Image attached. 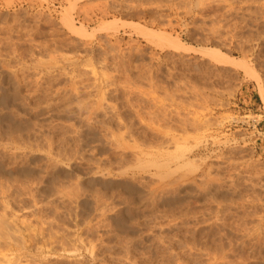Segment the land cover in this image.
Segmentation results:
<instances>
[{
    "label": "rangeland",
    "instance_id": "obj_1",
    "mask_svg": "<svg viewBox=\"0 0 264 264\" xmlns=\"http://www.w3.org/2000/svg\"><path fill=\"white\" fill-rule=\"evenodd\" d=\"M262 95L264 0H0V264H264Z\"/></svg>",
    "mask_w": 264,
    "mask_h": 264
},
{
    "label": "bare ground",
    "instance_id": "obj_2",
    "mask_svg": "<svg viewBox=\"0 0 264 264\" xmlns=\"http://www.w3.org/2000/svg\"><path fill=\"white\" fill-rule=\"evenodd\" d=\"M68 20H69V19H68ZM65 21H67V19H66ZM65 21H64V22H65ZM65 23H66V22H65ZM69 23H70V21H69ZM69 28H72V27L70 26ZM69 28H68V29H69ZM70 30H71V29H70ZM73 30H75V29L72 28V31H73ZM73 32H74V31H73ZM74 33H75V32H74ZM174 46H175V45H174ZM176 47H177V45H176ZM179 48H180V47H178V48H176V49H179ZM180 50H182V51H184V52L187 51V50H185L184 48H180ZM13 70H14V69H13ZM17 72H18V71H17ZM15 91H16V90H15ZM259 92H260V91H259ZM21 93H22V92H21ZM260 94H261V93H260ZM261 101H262V103L264 104V96H263V95L261 96ZM85 119H87V118H85ZM116 119H117V118H116ZM114 120H115V119H114ZM124 146H125V145H124ZM176 148H177V147H176ZM181 158H182V157H181ZM176 159H177V158H176ZM55 160H56V159H55ZM175 161H177V160H175ZM176 163H177V162H176ZM185 163H186V161H185ZM54 164H55V163H54ZM168 164H169V162H168ZM152 165H153V164H152ZM165 165H166V164H165ZM165 165H164V166H165ZM166 166H167V165H166ZM145 168H146V167H145ZM145 168H144V169H145ZM155 168H156V167H155ZM164 168H165V167H164ZM167 168H168V167H167ZM166 172H167V171H166ZM161 176H162V175H161ZM174 183H175V182H174ZM158 184H159V183H158ZM170 188H171V187H170ZM164 191H165V190H164ZM167 191H168V190H167ZM98 193H99V192H98ZM154 193H155V192H154ZM168 193H169V192H168ZM156 194H157V193H156ZM159 195H160V194H159ZM76 196H77V195H76ZM110 196H111V195H110ZM82 197H83V196H82ZM98 198H99V196H98ZM98 198L96 197V198H94V199L97 200ZM107 198H108V197H107ZM109 198H110V197H109ZM70 199H71V198H70ZM80 199H81V198H80ZM102 200H103V199H101V202H102ZM79 201H80V200H79ZM94 201H95V200H94ZM105 201H106V200H105ZM74 202H75V201H74ZM96 202H97V201H96ZM119 202H120V201H119ZM150 202H151V201H150ZM94 203H95V202H94ZM104 203H105V202H104ZM109 203H110V202H109ZM95 204L98 205L97 203H95ZM96 207H97V206H96ZM113 207H114V205H113ZM6 208H7V207H6ZM3 209H4V208H3ZM3 209H2V210H3ZM96 209H97V208H96ZM112 209H113V208H112ZM112 209H111V210H112ZM4 210H5V209H4ZM102 210H103V209H102ZM109 210H110V209H109ZM0 212H1V211H0ZM34 213H35V212H34ZM54 213H55V212H54ZM96 213H97V212H96ZM1 215H2V214H1ZM56 215H57V214H56ZM79 216H80V215H79ZM135 217H136V216H135ZM2 219H4V217H3ZM63 219H64V218H63ZM65 219H66V218H65ZM68 219H69V218H68ZM76 219H77V218H76ZM96 219H97V217H96ZM6 220H7V219H6ZM2 222H4V221L1 220L0 225L2 224ZM5 223H6V221H5ZM55 223H56V222H55ZM5 225H6V224L3 223V224L0 226V232H1L2 238H7V239L9 240V238H10V234H13V233H11L10 228H8V227H10V226H7L8 224H7L6 226H5ZM56 226H57V225H56ZM12 228H13V227H12ZM255 228H256V227H255ZM14 229H15V228H14ZM14 229H13V230H14ZM74 229H75V228H74ZM11 230H12V229H11ZM63 231H64V230H63ZM65 231H66V230H65ZM17 232H18V231H17ZM51 233H52V232H51ZM103 234H104V233H103ZM246 234H247V233H246ZM248 234H249V233H248ZM252 234H253V233H252ZM252 234H251V235H252ZM255 234H256V233H255ZM16 235H17V234H16ZM95 235H96V233H95ZM219 235H220V234H219ZM3 236H5V237H3ZM18 236H19V235H18ZM67 236H68V235H67ZM220 236H221V235H220ZM13 237H14V235H13ZM19 237H20V236H19ZM54 237H55V236H54ZM258 237H259V236H258ZM7 239H6V240H7ZM67 239H68V238H67ZM67 239H66V240H67ZM76 239H77V238H76ZM220 239H221V238H220ZM2 240H3V239H2ZM8 240H7V241H8ZM15 240H16V239H15ZM158 240H159V239H158ZM161 240H162V239H161ZM163 240H164V239H163ZM11 241H12V240H11ZM11 241H10V242H11ZM30 241H31V240H30ZM109 241H110V240H109ZM195 241H196V240H195ZM12 242H13V245H12V246H15L16 244L14 243V241H12ZM212 242H213V241H212ZM229 242H230V241H229ZM6 243H7V242H6ZM18 243H19V242H18ZM65 243H66V242H65ZM101 243H102V242H101ZM204 243H205V242H204ZM19 244H20V243H19ZM63 244H64V243H63ZM63 244H62V245H63ZM201 244H202V243H201ZM239 244H240V243H239ZM78 245H79V244H78ZM108 245H109V244H108ZM7 246H8V245H7ZM22 246H23V245H22ZM57 246H58V245H57ZM70 246H72V245H70ZM87 246H88V245H87ZM206 246H207V245H206ZM206 246H205V247H206ZM18 247H19V245H18ZM194 247H195V246H194ZM207 247H209V246H207ZM218 247H219V246H218ZM257 247H258V246H257ZM13 248H14V247H13ZM219 248H220V247H219ZM230 248H231V247H230ZM242 248H243V247H242ZM16 249H17V248H16ZM20 249H22V248H20ZM46 249H47V248H46ZM70 249H71V248H70ZM39 250H40V249H39ZM215 250H216V249H215ZM220 250H221V249H220ZM7 251H8V250H7ZM16 251H17V250H16ZM20 251H21V250H20ZM47 251H49V250H47ZM52 251H53V250H52ZM66 251H67V250H66ZM78 251H79V250H78ZM110 251H111V250H110ZM194 251H195V250H194ZM202 251H203V250H202ZM249 251H250V250H249ZM55 252H56V251H55ZM59 252H60V251H59ZM69 252H70V251H69ZM124 252H125V251H124ZM214 252H215V251H214ZM4 253H5V252H4ZM16 253H17V252H16ZM85 253H86V252H85ZM196 253H197V252H196ZM2 254H3V252H2ZM7 254H8V253H7ZM67 254H69V253H67ZM209 254H210V253H209ZM230 254H231V253H230ZM136 255H137V254H136ZM161 255H162V254H161ZM166 255H167V254H166ZM166 255H165V256H166ZM178 255H179V254H178ZM245 255H246V253H245ZM110 256H111V255H110ZM202 256H203V255H202ZM254 256H255V255H254ZM89 257H91V256H89ZM238 257H239V256H238ZM0 258H1V257H0ZM55 258H56V257H55ZM58 258H59V257H58ZM91 258H92V257H91ZM123 258H124V257H123ZM2 259H3V258H2ZM4 259H5V257H4ZM6 259H7V258H6ZM172 259H173V258H172ZM230 259H231V258H230ZM9 260H10V259H9ZM74 260H75V259H74ZM219 260H220V259H219ZM224 260H225V259H224ZM255 260H256V259H255ZM1 261H2V260H1ZM7 261H8V260H7ZM7 261H6V262H7ZM10 261H11V260H10ZM72 261H73V260H72ZM110 261H111V260H110ZM154 261H156V260H154ZM221 261H222V260H221ZM229 261H230V260H229ZM127 262H128V261H127ZM132 262H133V261H132ZM143 262H144V261H143ZM172 262H173V261H172ZM245 262H246V259H245ZM248 262H249V259H248ZM13 263H14V262H13ZM13 263H12V264H13ZM15 263H16V261H15ZM210 263H211V262H210ZM7 264H8V263H7ZM170 264H171V263H170ZM225 264H226V263H225ZM246 264H247V263H246Z\"/></svg>",
    "mask_w": 264,
    "mask_h": 264
}]
</instances>
